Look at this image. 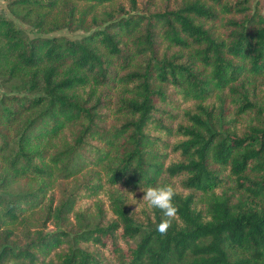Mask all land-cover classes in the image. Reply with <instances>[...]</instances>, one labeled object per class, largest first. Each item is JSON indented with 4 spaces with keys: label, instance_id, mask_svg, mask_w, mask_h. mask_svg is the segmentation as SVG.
<instances>
[{
    "label": "trees",
    "instance_id": "1",
    "mask_svg": "<svg viewBox=\"0 0 264 264\" xmlns=\"http://www.w3.org/2000/svg\"><path fill=\"white\" fill-rule=\"evenodd\" d=\"M4 1L0 264H264L262 2Z\"/></svg>",
    "mask_w": 264,
    "mask_h": 264
},
{
    "label": "clouds",
    "instance_id": "2",
    "mask_svg": "<svg viewBox=\"0 0 264 264\" xmlns=\"http://www.w3.org/2000/svg\"><path fill=\"white\" fill-rule=\"evenodd\" d=\"M141 191L143 192V197L139 202L146 204L148 207L159 209L162 212L163 218L157 225L156 230L161 235H166L171 227L172 220L177 216L178 212L177 207L173 203L176 195L174 187L171 184H158L157 186L141 188Z\"/></svg>",
    "mask_w": 264,
    "mask_h": 264
},
{
    "label": "rangeland",
    "instance_id": "3",
    "mask_svg": "<svg viewBox=\"0 0 264 264\" xmlns=\"http://www.w3.org/2000/svg\"><path fill=\"white\" fill-rule=\"evenodd\" d=\"M260 1L262 2V4H263V8H264V0H260ZM0 14H2V15H6V16H9V17H12V15L10 14L9 9H8L7 2L4 1V0H0ZM12 18H13V17H12ZM13 19L15 20V22L19 25V27H20L21 29H23L24 31H26L27 33H29L30 37H34V36H35L34 34H32V33L30 32V29H29L28 26L22 24L19 20L15 19V18H13ZM56 35H64V36H69V37H71V38H77V39H80L84 34H83L82 32L70 33V32H68V31H61V32L57 33ZM18 190H19V189L16 188V187L12 188V192H16V191H18ZM140 194H141L140 192L137 193L138 196H139ZM133 196H135V195H133ZM142 196H143V194H142ZM130 197H132V195H130ZM94 201H95L94 199H93V200H89L88 203H91V204H92ZM133 206L136 208V204H133ZM106 210L110 212L108 206L106 207ZM53 229H54V228H53L52 226L49 228V230H53Z\"/></svg>",
    "mask_w": 264,
    "mask_h": 264
}]
</instances>
